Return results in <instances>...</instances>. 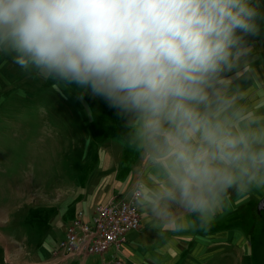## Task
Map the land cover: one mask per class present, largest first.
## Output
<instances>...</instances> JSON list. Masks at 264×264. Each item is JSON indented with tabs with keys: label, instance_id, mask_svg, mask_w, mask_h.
I'll list each match as a JSON object with an SVG mask.
<instances>
[{
	"label": "clouds",
	"instance_id": "clouds-1",
	"mask_svg": "<svg viewBox=\"0 0 264 264\" xmlns=\"http://www.w3.org/2000/svg\"><path fill=\"white\" fill-rule=\"evenodd\" d=\"M260 21V0H0V53L117 109L147 161L130 195L183 230L264 189V112L227 75L244 74Z\"/></svg>",
	"mask_w": 264,
	"mask_h": 264
},
{
	"label": "rangeland",
	"instance_id": "rangeland-1",
	"mask_svg": "<svg viewBox=\"0 0 264 264\" xmlns=\"http://www.w3.org/2000/svg\"><path fill=\"white\" fill-rule=\"evenodd\" d=\"M245 39L248 67L242 76L227 75L244 89L245 103L264 112V21L259 35ZM103 112L117 121L103 119ZM125 124L89 90L61 83L57 91L54 81L0 53V264H59L50 251L78 211L85 209L89 220L96 204L130 192L147 161L129 146ZM147 179L154 181L151 173ZM230 193L233 209L225 199L203 227L156 226L138 207L141 228L126 233L124 261L128 251L135 264H264V210L258 209L264 189ZM113 252L91 255L86 264H102Z\"/></svg>",
	"mask_w": 264,
	"mask_h": 264
},
{
	"label": "built area",
	"instance_id": "built-area-1",
	"mask_svg": "<svg viewBox=\"0 0 264 264\" xmlns=\"http://www.w3.org/2000/svg\"><path fill=\"white\" fill-rule=\"evenodd\" d=\"M130 192L96 204L89 220L81 208L51 256L59 258V264H86L91 255H102L113 248L102 264H127L121 256L126 233L141 228V215Z\"/></svg>",
	"mask_w": 264,
	"mask_h": 264
},
{
	"label": "crops",
	"instance_id": "crops-1",
	"mask_svg": "<svg viewBox=\"0 0 264 264\" xmlns=\"http://www.w3.org/2000/svg\"><path fill=\"white\" fill-rule=\"evenodd\" d=\"M114 195V194H113ZM113 195L111 196V197H113ZM232 195H231V193H230V197L229 198H226V199H228L227 200V206H229V207H227V209H229V211H231L232 209H233V204L230 202V200H231V198H233V197H231ZM111 197H109V198H111ZM232 202H233V200H232ZM235 203V202H234ZM236 206V205H235ZM93 209V208H92ZM142 214V213H141ZM213 219H214V217H212V219L210 220V221H213ZM142 220H144V222H145V220H146V217H144V215L142 214ZM216 236H217V234H216ZM218 236H219V234H218ZM220 236H221V234H220ZM128 241V240H127ZM126 241V242H127ZM200 249H199V251H198V253H202V252H204V251H206V248L205 247H199ZM126 253V257H125V259L127 260V264H135V258L133 257V256H131L132 254L130 253H128V251H126L125 252ZM121 256L122 257H124V255H123V253H121Z\"/></svg>",
	"mask_w": 264,
	"mask_h": 264
},
{
	"label": "trees",
	"instance_id": "trees-1",
	"mask_svg": "<svg viewBox=\"0 0 264 264\" xmlns=\"http://www.w3.org/2000/svg\"><path fill=\"white\" fill-rule=\"evenodd\" d=\"M44 85V84H43ZM45 86V85H44ZM30 100H34V101H36V102H38L37 101V99H33V98H31ZM43 101H44V98H43ZM92 103V102H91ZM94 103H97L96 101H94ZM41 104V103H40ZM27 112V111H26ZM104 113V112H103ZM104 118L103 119H105V120H113V121H117L116 119H117V115L116 114H112V113H110V112H108V115H107V113H104V116H103ZM21 118H23L22 119V121L21 122H25L24 121V117H21ZM102 119V118H101ZM119 122V121H118ZM34 126L36 125V124H33ZM120 126V125H119ZM38 127V126H37ZM37 127H35V128H33V129H36ZM33 131H35V130H32V132ZM31 146H34L33 144H31ZM29 148H31V147H29ZM30 150V149H29ZM32 150V149H31ZM88 170V169H87ZM258 215V218H259V220H260V224H261V220H262V218L260 217V214L258 213V211L256 212ZM53 249H51V251H52ZM51 251H50V255H51Z\"/></svg>",
	"mask_w": 264,
	"mask_h": 264
},
{
	"label": "flooded vegetation",
	"instance_id": "flooded-vegetation-1",
	"mask_svg": "<svg viewBox=\"0 0 264 264\" xmlns=\"http://www.w3.org/2000/svg\"><path fill=\"white\" fill-rule=\"evenodd\" d=\"M263 198H264V196H263ZM262 198V199H263ZM261 206H262V208H261V210H264V199H263V201L261 202ZM258 207H259V203H258ZM259 209V208H258ZM260 210V209H259Z\"/></svg>",
	"mask_w": 264,
	"mask_h": 264
},
{
	"label": "water",
	"instance_id": "water-1",
	"mask_svg": "<svg viewBox=\"0 0 264 264\" xmlns=\"http://www.w3.org/2000/svg\"><path fill=\"white\" fill-rule=\"evenodd\" d=\"M264 199V198H263ZM263 199L259 202V209H261L262 208V206H261V202L263 201Z\"/></svg>",
	"mask_w": 264,
	"mask_h": 264
}]
</instances>
